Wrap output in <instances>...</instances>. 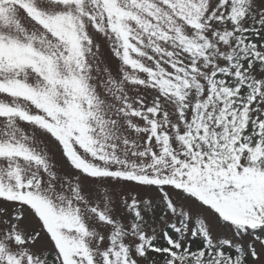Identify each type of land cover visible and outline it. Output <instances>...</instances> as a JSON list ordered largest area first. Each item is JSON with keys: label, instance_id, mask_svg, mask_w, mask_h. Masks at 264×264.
Listing matches in <instances>:
<instances>
[{"label": "snow or ice", "instance_id": "snow-or-ice-1", "mask_svg": "<svg viewBox=\"0 0 264 264\" xmlns=\"http://www.w3.org/2000/svg\"><path fill=\"white\" fill-rule=\"evenodd\" d=\"M0 264H264V0H0Z\"/></svg>", "mask_w": 264, "mask_h": 264}]
</instances>
